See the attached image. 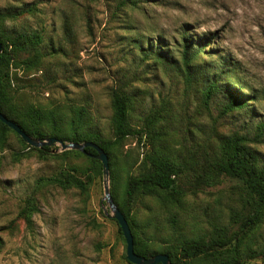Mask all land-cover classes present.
Instances as JSON below:
<instances>
[{
	"label": "rangeland",
	"instance_id": "374dc122",
	"mask_svg": "<svg viewBox=\"0 0 264 264\" xmlns=\"http://www.w3.org/2000/svg\"><path fill=\"white\" fill-rule=\"evenodd\" d=\"M120 1L0 0L3 13L33 10L7 19L1 32H38L43 39L39 71L11 69L17 79L12 82L15 99L54 105L66 115L69 106H83L90 119L87 129L109 138L110 90L125 84L140 95L132 112L134 125L152 109L165 115L171 156L188 166L203 164L217 153L221 135L236 133L250 139L264 167V130L259 129L264 124V0H134L136 7L118 9ZM183 34L214 37L212 48L195 59L205 69L198 83L188 82L168 63H156L152 54L148 58L142 54L160 41L167 60L177 62ZM222 69L223 83L229 80L253 97H246L249 105L241 111L222 113L223 92L216 93L208 106L203 103L204 78L216 77ZM49 148V155L41 158L9 132L0 148V264H130L125 241L116 221L107 216L110 210L103 200L104 186L112 189L110 171L108 176L94 175L85 158H65L58 144ZM148 149L129 138L120 162L125 167L135 163L131 171L136 174ZM77 165L91 176L86 196L46 181ZM188 173L180 175V187H186ZM125 178L123 173L122 182ZM30 197L36 211L28 226L20 211ZM243 199L240 185L223 178L201 192L187 193L179 205L153 196L138 198L131 219L138 236L153 237L151 249L158 251L166 247L173 231L171 221L189 238L208 237L223 225L239 230L238 223L229 222L232 210L242 213ZM248 238L264 243V217ZM246 264H264V255Z\"/></svg>",
	"mask_w": 264,
	"mask_h": 264
},
{
	"label": "trees",
	"instance_id": "16d2710c",
	"mask_svg": "<svg viewBox=\"0 0 264 264\" xmlns=\"http://www.w3.org/2000/svg\"><path fill=\"white\" fill-rule=\"evenodd\" d=\"M136 7L134 0H121L118 9L123 7ZM32 9L21 10L16 13L0 12V25L7 19H13ZM213 35L204 38H192L182 35L180 48L177 53V62L169 61L164 55V47L160 41L147 46L148 52H142L145 58L149 53L158 64L163 62L176 67L184 78L193 83L199 77H204V67L197 64L195 59L205 52V49L214 42ZM43 42L38 32L6 35L0 31V111L10 121L17 124L27 135L46 140L55 137L63 142H93L99 145L108 156L109 171L111 174L112 199L124 215L133 236L134 252L142 257L150 258L157 254L168 256L171 264H246L247 261L264 255V243L249 239L251 231H255L262 223L264 217V167L260 165L258 152L250 146V139L236 133L228 136L221 135L218 140L217 153L205 163H191L187 165L184 160L171 156L168 152V133L163 126L166 117L160 111L152 109L142 119L140 125L132 123V112L139 102L137 94L130 92L128 85L116 86L110 90L111 100V131L112 136L105 138L87 129L90 124L88 111L83 106L71 105L66 115L57 106L35 105L24 103L15 99L12 94V82L16 75L11 69H21L30 73L39 71L42 65L39 47ZM212 47H209L211 49ZM20 54L27 55L19 59ZM210 55V54H209ZM224 69L218 74L208 75L204 79L202 89L203 103L209 105L212 97L223 92L226 102L222 113L234 110H243L249 103L248 95L235 88L231 81L222 82ZM249 101H252L249 99ZM264 130V124L259 127ZM13 133L24 148L36 152L41 158L48 156L50 148L29 147L10 128L0 122V148L4 145L7 133ZM135 139L138 146L149 149L143 154L138 173H132L134 164L126 167L122 160V148L126 141ZM85 154L75 150H66L62 153L65 158H85L88 170L94 175L102 174V165L94 157L96 152L86 148ZM91 156H89V155ZM189 170L186 177V187L178 185L181 174ZM85 167L72 166L70 172H60L46 181L62 189L75 188L82 195H87L91 184V176L85 172ZM126 178L122 182V174ZM86 177L87 180H83ZM223 178L236 181L244 193V208L242 213L232 210L229 225L238 223L239 230L230 231L226 225L213 228L208 237H186L178 233L175 221H171L172 232L164 242L166 247L162 250L151 249L153 237L141 239L131 217V207L138 199L153 196L172 205H179L181 199L187 194L201 192L204 188L218 184ZM36 211L33 198L25 201L20 211L28 226L31 224L30 216ZM244 211V213H243ZM118 232L123 239L120 228Z\"/></svg>",
	"mask_w": 264,
	"mask_h": 264
},
{
	"label": "water",
	"instance_id": "95a60500",
	"mask_svg": "<svg viewBox=\"0 0 264 264\" xmlns=\"http://www.w3.org/2000/svg\"><path fill=\"white\" fill-rule=\"evenodd\" d=\"M0 53H1V44H0ZM0 122L6 125L11 130H13L26 144H28L30 147H33V148H42L44 146L51 147L53 145L58 144L61 147L62 151L75 150V151H79L84 154L86 153L85 152L86 148H92L95 150L96 155L95 156H91L89 154L88 155L91 157H94L96 160H98L101 163L102 174L104 176H108L109 174L108 156L106 155L104 150L99 145L93 142L86 141L82 143H78V142L65 143L61 140H58L55 137H51L46 140H40V139L33 138L27 135L25 132H23L17 124L7 119L3 115V113H1V111H0ZM103 200L106 202L110 210V214H107V216L115 220L118 227L120 228V231L122 233V236H123V239L126 245L125 256H126L127 261L130 264H171L168 256L165 254H157L150 258H145V257L137 255L134 252L133 236H132V233L130 232L131 230L128 225V222L125 219L122 212L119 210V208L114 203L110 190L107 187V185L104 186Z\"/></svg>",
	"mask_w": 264,
	"mask_h": 264
}]
</instances>
